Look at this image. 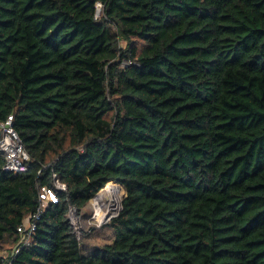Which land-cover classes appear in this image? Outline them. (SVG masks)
Instances as JSON below:
<instances>
[{
  "label": "trees",
  "instance_id": "obj_1",
  "mask_svg": "<svg viewBox=\"0 0 264 264\" xmlns=\"http://www.w3.org/2000/svg\"><path fill=\"white\" fill-rule=\"evenodd\" d=\"M10 114L30 160L0 153V264L56 179L11 264H264V0H0Z\"/></svg>",
  "mask_w": 264,
  "mask_h": 264
},
{
  "label": "built area",
  "instance_id": "obj_2",
  "mask_svg": "<svg viewBox=\"0 0 264 264\" xmlns=\"http://www.w3.org/2000/svg\"><path fill=\"white\" fill-rule=\"evenodd\" d=\"M13 121V115L10 114L5 121L0 122V153L5 160L3 170L17 174L19 172H26L29 170L30 155L27 152L20 135L15 129ZM55 188H57L58 190L66 191V185L64 183H61L58 179L55 180ZM55 188H50L47 186L42 187V190L39 195L40 204L38 210L32 215H30L27 219H25L22 224L19 225L18 232L20 234V240L17 245L13 248L12 253L9 254L7 257H12L18 252H20V250L25 246H30L33 234L37 228V220L40 219L49 202L52 201L55 203L59 200V196ZM116 189H118V187H116ZM98 194L95 195L89 202L95 201V199H97L98 197ZM67 215L68 219L74 226L78 235H80L81 232L79 217L76 214L75 208L70 206ZM89 216L93 220L97 219V217H99L98 210H94L93 214L89 213ZM110 218H112L111 215L107 218H102L100 220V224L102 221ZM7 257L4 264H11L10 258L8 259Z\"/></svg>",
  "mask_w": 264,
  "mask_h": 264
},
{
  "label": "rangeland",
  "instance_id": "obj_3",
  "mask_svg": "<svg viewBox=\"0 0 264 264\" xmlns=\"http://www.w3.org/2000/svg\"><path fill=\"white\" fill-rule=\"evenodd\" d=\"M98 9H99V14L102 12V6L101 5H99V7H98ZM121 45L122 46H124L125 45V43H121ZM111 184H114L115 185V187H118V192H117V194L119 195V197H120V199H121V202H122V199L124 198V195H125V189H124V187H122L121 185H119V184H116V183H111ZM104 190V188L101 190V191H99V192H101L102 193V191ZM101 193H99L98 194V198H101V196L102 195H100ZM100 196V197H99ZM97 198V199H98ZM97 199H95V201H93V202H89L88 204H87V206H86V209H85V211L87 210V214L88 213H90V214H93V212H94V210H102L103 209V211L104 212H108V204L106 203V199L104 200V199H102V201L100 202V199H98L99 200V202H97L98 200ZM112 208H113V206H112ZM120 208H121V204H120V206L118 207V208H116L115 210H114V212L111 214V216L112 217H114V216H116L117 214H118V212L120 211ZM100 210V211H101ZM100 211H98V213L100 212ZM86 216V215H85ZM102 218L100 217H97V219H92L90 216H88V218H87V216H86V218H79V224H80V226H83L84 228L86 227V226H96V227H101V225H103V224H105L106 222H108L110 219H107V220H104V221H102L101 222V224H100V220H101ZM106 234V233H105ZM103 237H104V239L105 240H109V239H111L112 238V235H111V232H108V235H103ZM7 250L8 249H5V250H3L2 251V254H4V253H6L7 252Z\"/></svg>",
  "mask_w": 264,
  "mask_h": 264
},
{
  "label": "bare ground",
  "instance_id": "obj_4",
  "mask_svg": "<svg viewBox=\"0 0 264 264\" xmlns=\"http://www.w3.org/2000/svg\"><path fill=\"white\" fill-rule=\"evenodd\" d=\"M118 190L116 189L115 185L114 184H108L104 190L102 191V193L100 195L101 198H98L100 199V202L102 201V199H106V203L108 204V212H104L103 209L100 211L98 214H99V217L101 218H107L109 217L116 208H118L121 204V199L119 197V195L117 194ZM100 197V196H99ZM97 199V200H98ZM99 202V200L97 201ZM113 206V208H112Z\"/></svg>",
  "mask_w": 264,
  "mask_h": 264
},
{
  "label": "water",
  "instance_id": "obj_5",
  "mask_svg": "<svg viewBox=\"0 0 264 264\" xmlns=\"http://www.w3.org/2000/svg\"><path fill=\"white\" fill-rule=\"evenodd\" d=\"M98 193H99V192H98ZM98 193H97V194H98ZM97 194H96V195H97Z\"/></svg>",
  "mask_w": 264,
  "mask_h": 264
}]
</instances>
